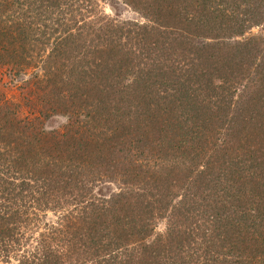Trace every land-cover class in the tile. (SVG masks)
Instances as JSON below:
<instances>
[{"label": "trees", "instance_id": "obj_1", "mask_svg": "<svg viewBox=\"0 0 264 264\" xmlns=\"http://www.w3.org/2000/svg\"><path fill=\"white\" fill-rule=\"evenodd\" d=\"M119 1L0 0V264H264V0Z\"/></svg>", "mask_w": 264, "mask_h": 264}, {"label": "rangeland", "instance_id": "obj_2", "mask_svg": "<svg viewBox=\"0 0 264 264\" xmlns=\"http://www.w3.org/2000/svg\"><path fill=\"white\" fill-rule=\"evenodd\" d=\"M105 12L108 16L117 19L120 22L124 21H134L143 23L145 20L141 17L140 14L135 12L129 6L125 5L123 2L119 0H105L102 3ZM260 34H264V27H255L249 33L246 34L245 38H249L252 36H258ZM237 40H240L237 39ZM30 77V74H25V77L18 76L12 77L11 75H0V91L4 93L7 98L14 100L15 105L17 106V110L22 115H27L29 113V109L25 105V101L22 98V88L24 81ZM63 124H65V119L62 117H55L51 120L47 121L45 127L48 130H54L60 128ZM119 192L118 187L112 183H102L96 186L95 194L98 197H105L108 198L113 194ZM52 220L54 219L53 215H49ZM167 226V221L163 220L157 224L156 232L163 233ZM11 264H16L15 261H12Z\"/></svg>", "mask_w": 264, "mask_h": 264}]
</instances>
